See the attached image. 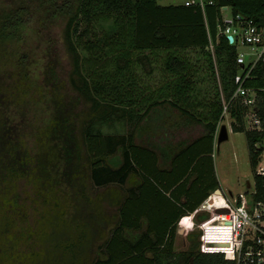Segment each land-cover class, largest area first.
<instances>
[{"label": "trees", "instance_id": "16d2710c", "mask_svg": "<svg viewBox=\"0 0 264 264\" xmlns=\"http://www.w3.org/2000/svg\"><path fill=\"white\" fill-rule=\"evenodd\" d=\"M33 3L42 11L39 32L62 26L58 42L64 41L71 70L67 85L58 72L57 39L48 34L42 86L53 111L38 132L33 155L0 118V264H235L223 252L201 251V230L188 232L184 250L176 251L174 241L178 219L219 187L211 154L222 103L213 56L206 49L208 33L228 97L238 65L235 47L216 36L220 7L263 23L264 0H213L203 10L198 4L158 0H11L0 7V59L7 47L24 40ZM29 58L23 52L15 68L1 74L0 101L17 104L27 96ZM254 74L248 85H263L264 66ZM157 109H174L180 124H199L201 134L166 144L167 154L159 156L157 146L148 144L152 141H136L139 131L153 127L145 120ZM230 115L232 131L245 134L254 171V142L264 132L245 130L241 109H231ZM115 124L130 128L104 131ZM192 174L185 199L176 197L174 190ZM207 177L211 184L195 196ZM253 179V198L264 203V187L254 174ZM20 180L32 183L27 200L16 190ZM88 180L103 192L89 196ZM62 185L87 206L82 209L75 199L70 218ZM105 202L115 212L108 213ZM27 203L42 204L29 224ZM195 217L203 222L209 213ZM52 230L56 240L47 245Z\"/></svg>", "mask_w": 264, "mask_h": 264}, {"label": "rangeland", "instance_id": "374dc122", "mask_svg": "<svg viewBox=\"0 0 264 264\" xmlns=\"http://www.w3.org/2000/svg\"><path fill=\"white\" fill-rule=\"evenodd\" d=\"M158 1L161 4L184 2V0ZM10 3L11 0H0V7H8ZM29 11L32 12V16L30 18L31 24L25 29L23 35L24 40L17 41L7 47V50H5L4 54H2L3 57L0 59V81H2V78H4V76L1 74H6V70L15 68L17 59L23 52H26L30 56V62L27 65L29 70V81L26 86L27 96L22 100H19V104H6L0 101V118L3 117L7 122V126H11V134H14L16 132V134L20 135L19 137L24 143V147L31 152V155H33V152L37 149V138L39 135L38 132L48 124L53 111V108L49 101V96L47 93H45L46 89L42 86V83H44V81H42L44 66L47 62L45 52L47 51V39L49 38L47 37L48 34H50L51 36H55V38L57 39L56 48H59L60 62V64H58V72L67 85V78L71 70V60L63 39H60L61 44H59L58 42L59 29H61L62 26L58 27V25L55 24L53 26L54 30L51 33H48L46 29L44 30V33L39 32L37 28L40 23V16L42 11L39 7L36 6L35 3H33L32 7H29ZM68 87L71 89L70 86ZM38 93L40 94V97H37ZM171 110L172 111L167 112L166 109H157L151 111L149 116L146 117L145 122L147 121V119L150 120L149 122H151L152 126L157 131L156 134L151 137V141H155L154 143H159L160 146H163L170 143L174 144L179 141H188L192 138L197 137L202 132V126L199 124H192L189 126L180 124L179 120L181 119H179L177 111H175L174 109ZM223 123L227 127L228 138L227 140L222 141L219 146H217L216 143L214 145V170L219 181V186L222 188V190H224L226 193L231 192L235 196L239 193H244L247 190H250V187H247L246 182H253L254 172L252 171L250 166L249 151L244 132H233L228 117L223 119ZM129 128L130 127L115 124V128L114 126H104V131L113 132L114 129H118V131L124 132ZM146 135V132L142 131L141 133V131H139V137H137L136 141H147L148 138ZM127 185L128 184H126V186ZM65 188L66 186L62 185L60 192L66 190V192L64 193L65 197H63L62 195L61 196L62 200L66 198V201L64 200L65 203L63 204L65 205V207L67 206L65 210H67L68 216L70 218L76 209L74 202L75 199L79 198L78 203L82 206V209L83 207L87 206L85 204V201L80 198V195L76 197L72 192V189L69 190L70 188ZM102 189L103 188H97L92 184L90 180H88V187L86 192L89 196L95 197L97 193L101 194L103 192ZM16 190L18 194H20L21 197H25L26 200L33 195L32 183H28L24 180H20ZM105 205L108 213L111 214L115 212L114 206L108 204L107 202H105ZM93 206L94 204H92L91 208ZM41 208L42 204L35 205L34 207L30 203L26 204V224L33 223V221H35V219L38 217V210H41ZM214 216V221H212L213 219L211 220L212 222L209 221V223L206 225V230L209 232H212L214 230V235L223 234L229 237V225L221 226V224H217L221 216L217 212H214ZM228 218L229 215H225V217H222V219H226L227 221L229 220ZM194 219L196 221V225L194 226V228H186L183 230V232L176 233L174 241V249L176 251L184 250L188 247L189 242L186 240V235L188 234V232H190V230L196 231L201 229L200 226L202 222L198 221L196 217ZM112 226L113 224H110V228ZM56 236L57 235L55 230H52L49 236H47L46 244L48 245V243H54L56 240ZM206 242L209 243L210 241ZM225 256L228 257L226 253Z\"/></svg>", "mask_w": 264, "mask_h": 264}, {"label": "built area", "instance_id": "2783aa9c", "mask_svg": "<svg viewBox=\"0 0 264 264\" xmlns=\"http://www.w3.org/2000/svg\"><path fill=\"white\" fill-rule=\"evenodd\" d=\"M207 1L212 3L213 0ZM207 1L185 0L184 3L186 5L198 4L203 10ZM220 12L221 18L218 23L216 36H225L228 44L235 47L238 70L233 78V89L227 97L219 80L214 43L208 33L206 49L213 56L222 103V112L214 133V141H216L220 125L223 124V119L228 117L230 124L233 121L230 114L231 109L234 108L242 110L245 130L258 133L264 132V114L262 113L264 83L259 87L248 85L249 81L257 76L254 74L255 69L259 65L264 66V22H257L245 14L233 13L227 5L221 6ZM229 36L231 40L228 39ZM254 147L257 152V162L253 172L264 187V135L254 142ZM249 187L250 190L234 196L231 192L226 193L219 186L210 192L195 211L189 212L178 219L177 229L194 227L196 225L194 218L198 211H207L209 217L200 226V249L203 252H212L210 249L217 248L222 243H225L224 240L227 236L223 234L214 235V230L212 232L207 231L206 225L215 217L214 212H217L222 217L230 215L233 228L230 236L232 251L230 253L215 252L226 253L228 258L235 261V264H264V203L255 201L253 198L256 190L254 179L253 182H250ZM216 192L218 193L216 194ZM226 222L227 220L220 219L217 224L223 226L226 225Z\"/></svg>", "mask_w": 264, "mask_h": 264}, {"label": "crops", "instance_id": "0c3cea01", "mask_svg": "<svg viewBox=\"0 0 264 264\" xmlns=\"http://www.w3.org/2000/svg\"><path fill=\"white\" fill-rule=\"evenodd\" d=\"M184 2H185V0H184ZM181 3H183V2H181ZM156 130H155V128L154 127H152V128H150V130L148 129L147 130V135H148V140H150L151 141V137L153 136V135H155L156 134ZM201 134V133H200ZM199 134V135H200ZM158 141V140H157ZM156 141V142H157ZM155 142V141H154ZM153 141L151 142V143H148L151 147H154V146H157V147H154V150H156V152H157V154L159 155V156H163V152H164V155H166L167 154V150H165L164 148L166 147V145H163V146H158V145H160L159 143H154ZM214 145H215V141H214ZM211 156H212V158H213V153L211 154ZM167 165H168V163H167ZM167 165H165V167H167ZM213 165H214V163H213ZM206 167V170H208V165H206L205 166ZM214 172H215V170H214ZM201 173H202V171H201ZM207 171H206V176H207ZM215 176H216V180L218 181V178H217V175L215 174ZM195 178V174H192L191 175V177L187 180V181H185V182H183V184H182V186L181 187H179V188H177V189H175L174 190V193H175V196L176 197H180L181 199H185V197H186V194H187V190H186V188L190 185V183L192 182V180ZM218 183H219V181H218ZM209 184H211V178H209V177H207V179L203 182V183H201V184H198L199 186H197L196 187V195L195 196H200L201 195V193H203L204 191H206L207 190V187L209 186ZM218 192H216V194H217ZM194 228V227H193ZM179 229V228H178ZM178 229H177V231H178ZM180 229H182V230H184V229H186L185 227H182V228H180ZM179 229V230H180ZM191 229V228H190ZM189 229V230H190ZM190 231H192V230H190ZM178 233V232H177Z\"/></svg>", "mask_w": 264, "mask_h": 264}, {"label": "water", "instance_id": "95a60500", "mask_svg": "<svg viewBox=\"0 0 264 264\" xmlns=\"http://www.w3.org/2000/svg\"><path fill=\"white\" fill-rule=\"evenodd\" d=\"M228 39L231 40V37L229 36ZM227 138H228L227 127H226V125L223 123V124H221L220 127H219V130H218V134H217V138H216L215 143L217 144V146H219V144H220L222 141L227 140ZM246 184H247V187L249 188V186H250V181H247ZM179 229H180V228H179ZM179 229H178V231H177L178 233L183 232L182 229H180V230H179ZM217 245H220V244H217ZM217 245H214V246H217Z\"/></svg>", "mask_w": 264, "mask_h": 264}, {"label": "bare ground", "instance_id": "6f19581e", "mask_svg": "<svg viewBox=\"0 0 264 264\" xmlns=\"http://www.w3.org/2000/svg\"><path fill=\"white\" fill-rule=\"evenodd\" d=\"M220 219H222V216L220 217ZM229 220L226 222V225H229V228H230V235H229V241L228 243L226 244L225 240L224 242L225 243H222L219 247L217 248H212L210 249L211 251H217V250H220V251H223L221 249H224L225 251L223 252H228L230 253L232 251V244H231V239H230V236L232 235V232H233V228H232V223H231V220H230V215H229ZM226 220V219H225Z\"/></svg>", "mask_w": 264, "mask_h": 264}]
</instances>
